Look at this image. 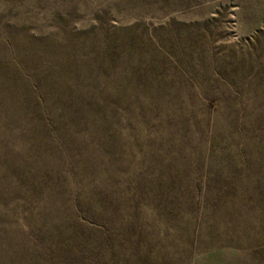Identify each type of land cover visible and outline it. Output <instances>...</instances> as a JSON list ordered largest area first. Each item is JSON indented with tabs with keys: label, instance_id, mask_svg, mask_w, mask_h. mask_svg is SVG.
<instances>
[{
	"label": "trees",
	"instance_id": "1",
	"mask_svg": "<svg viewBox=\"0 0 264 264\" xmlns=\"http://www.w3.org/2000/svg\"><path fill=\"white\" fill-rule=\"evenodd\" d=\"M237 6L258 9L256 33L202 92L212 113L159 75L146 105L58 103L22 60L25 88L5 90L0 107V264H169L195 248L191 224L246 195V179L264 193V0ZM2 74L0 87L12 82Z\"/></svg>",
	"mask_w": 264,
	"mask_h": 264
},
{
	"label": "rangeland",
	"instance_id": "2",
	"mask_svg": "<svg viewBox=\"0 0 264 264\" xmlns=\"http://www.w3.org/2000/svg\"><path fill=\"white\" fill-rule=\"evenodd\" d=\"M257 10L241 11L237 0H0V74L12 81L0 87V107L9 102L5 90L25 88L20 70L29 58L26 72L36 81L25 79L58 103L80 94L86 106L117 102L116 95L122 108L146 105L145 89L158 86L148 80L159 75L200 115L212 113L202 92L217 85L219 62L252 39ZM248 182L226 214L191 224L195 248L180 245L179 260L169 264H264V193ZM25 227L21 220L17 229Z\"/></svg>",
	"mask_w": 264,
	"mask_h": 264
}]
</instances>
